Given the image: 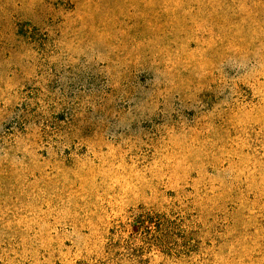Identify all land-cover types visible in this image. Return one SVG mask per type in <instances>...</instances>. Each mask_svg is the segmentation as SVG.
<instances>
[{
    "label": "rangeland",
    "instance_id": "rangeland-1",
    "mask_svg": "<svg viewBox=\"0 0 264 264\" xmlns=\"http://www.w3.org/2000/svg\"><path fill=\"white\" fill-rule=\"evenodd\" d=\"M0 264H264V0H0Z\"/></svg>",
    "mask_w": 264,
    "mask_h": 264
},
{
    "label": "trees",
    "instance_id": "trees-1",
    "mask_svg": "<svg viewBox=\"0 0 264 264\" xmlns=\"http://www.w3.org/2000/svg\"><path fill=\"white\" fill-rule=\"evenodd\" d=\"M148 221H150V220H148Z\"/></svg>",
    "mask_w": 264,
    "mask_h": 264
}]
</instances>
